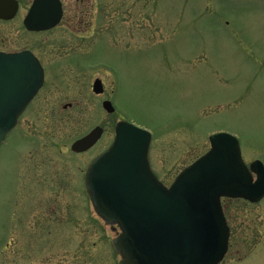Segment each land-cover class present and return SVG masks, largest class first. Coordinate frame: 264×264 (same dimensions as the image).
I'll use <instances>...</instances> for the list:
<instances>
[{"label": "rangeland", "instance_id": "374dc122", "mask_svg": "<svg viewBox=\"0 0 264 264\" xmlns=\"http://www.w3.org/2000/svg\"><path fill=\"white\" fill-rule=\"evenodd\" d=\"M18 1V17L0 21V50L31 49L49 70L0 144V264L118 263L119 229L94 213L83 184L119 121L102 117L151 133L149 164L166 185L219 131L236 136L247 165L264 166V0H61L63 19L45 33L24 29L31 0ZM86 5L103 16L85 32L77 17ZM97 77L102 95L92 91ZM95 125L104 128L99 143L72 153ZM225 204L234 247L221 264H264V247L244 241L248 223L263 229L264 198Z\"/></svg>", "mask_w": 264, "mask_h": 264}, {"label": "water", "instance_id": "95a60500", "mask_svg": "<svg viewBox=\"0 0 264 264\" xmlns=\"http://www.w3.org/2000/svg\"><path fill=\"white\" fill-rule=\"evenodd\" d=\"M17 9L16 0H0V19H11ZM61 16L60 0H33L23 25L28 31H44L56 26ZM43 76L30 51L0 52V143L42 87ZM93 91L102 92L99 79ZM103 104L107 112L114 110L109 101ZM101 134L102 128H94L74 141L71 150H88ZM150 141L148 130L119 121L111 145L85 172L94 212L107 224L120 226L112 240L119 264H218L229 235L220 199L260 200L262 163L256 160L247 168L236 137L218 132L209 136V151L165 186L148 164Z\"/></svg>", "mask_w": 264, "mask_h": 264}, {"label": "flooded vegetation", "instance_id": "af4514ba", "mask_svg": "<svg viewBox=\"0 0 264 264\" xmlns=\"http://www.w3.org/2000/svg\"><path fill=\"white\" fill-rule=\"evenodd\" d=\"M85 8V10H83V12L82 13H80L79 14V16L77 17V19H79V24H80V26H83V28H85V32H86V30L87 29H93V27H94V24H95V19L99 22V23H101L102 21H101V16H103V12L102 11H97V15H95V10H94V8L92 9V11L90 10V9H88L89 7H88V5H86V6H84ZM63 9V8H62ZM27 10H28V8H27ZM27 10H26V13H27ZM21 13V9H20V4H19V8H18V11L16 12V14H15V16L12 18V19H14L15 17H18V15ZM25 13V14H26ZM63 14H62V19H63V16H64V9H63V12H62ZM24 18V17H23ZM23 18H22V20H21V24H22V26H23ZM11 19V20H12ZM62 19H61V21H62ZM4 21V20H3ZM61 21L59 22V24L61 23ZM93 21H94V23H93ZM4 22H9V20H7V21H4ZM59 24L57 25V26H59ZM56 26V27H57ZM56 27H54V28H56ZM53 28V29H54ZM50 31V30H49ZM45 32H48V31H44V32H39V33H45ZM78 32H81L80 30H78ZM38 46L40 47V46H42V44L39 42V44H38ZM23 50H26V49H21V50H0V51H3V52H6V53H16V52H20V51H23ZM28 50H30L31 52H33V54L36 56V58L39 60V62H40V64H41V67H42V70H43V74H44V79H45V74L48 72V66H45L44 65V61H43V58H41V56H39V55H37L36 53H34V51L33 50H31V49H28ZM45 87V80H44V82H43V85H42V87L39 89V91L37 92V94L34 96V97H32V100L30 101V103L28 104V106L26 107V109L29 107V105L33 102V100L35 99V98H37V96H39V92H41V90H43V88ZM96 95H102V94H96ZM104 100H106V98H104L103 99V101ZM102 101V102H103ZM71 105V103H67L66 105H63L64 106V108H66V107H68V106H70ZM26 109H25V111H26ZM25 111L22 113V115L25 113ZM114 113V112H113ZM110 114H112V113H110ZM22 115L18 118V120H21V118H22ZM62 120H64V118H62ZM100 120H127V121H129V120H131V119H128V118H121V117H115V116H112V117H102ZM129 122H132V121H129ZM133 123V122H132ZM116 124V123H115ZM96 126H100V127H102V129H103V132H102V135H101V137L98 139V141L90 148V149H88L87 151H85V152H83V153H75V154H84V153H86V152H88V151H90V150H92L98 143H99V141L101 140V138H102V136H103V134H104V128H103V125H95V126H93L90 130H88L85 134H83V135H81V136H79L78 138H80V137H82V136H84V135H86L88 132H90L94 127H96ZM114 127H115V125L113 126V136H112V138H111V140L108 142V144L101 150V151H99L91 160H89V162H88V164H87V166L89 165V163L97 156V155H99L100 153H102L109 145H110V143L112 142V140H113V137H114ZM77 139V138H76ZM250 164V163H249ZM87 169V167L85 168V170ZM264 198V197H263ZM263 198H261L259 201H257V202H251L250 200H247V199H244V198H229V197H222L221 199H220V203H221V207H222V212H223V214H224V217H225V220H226V224H227V226H228V231H229V235H228V245H227V250L225 251V254H224V256H223V258H222V260L218 263V264H221L222 262H223V260L225 259V257H226V255L228 254V252L230 251V249L232 248V247H234V241H233V237H234V231H233V228H232V226L231 225H229V223H228V219L226 218V215H225V211H226V208H227V206H226V204H225V202H228V201H241V202H243V203H245L246 205H252V204H256V203H260L261 201H262V199ZM251 221H256V220H251ZM264 223V222H263ZM263 227V229H257V230H255L254 231V229L252 230V228H256V227H252V223L250 224V223H248L247 224V229H246V232H245V236H246V240H244L245 242H246V247L248 248V247H251V246H254V245H256V244H258V245H262L263 247H264V225L262 226ZM253 231V232H252ZM257 245V246H258ZM236 251L238 252L239 251V249H236ZM247 251H249V249L247 250ZM248 253V252H247ZM247 253H245L244 252V256L242 257V259L243 258H245V257H247V259L249 260V259H253L254 258V253L255 252H250L247 256H246V254ZM238 260L240 261L241 260V257H239L238 258ZM247 260V261H248ZM256 263H258V262H255V264Z\"/></svg>", "mask_w": 264, "mask_h": 264}]
</instances>
